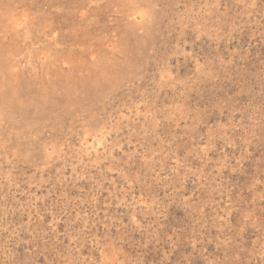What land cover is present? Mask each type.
Wrapping results in <instances>:
<instances>
[{
    "label": "rangeland",
    "instance_id": "rangeland-1",
    "mask_svg": "<svg viewBox=\"0 0 264 264\" xmlns=\"http://www.w3.org/2000/svg\"><path fill=\"white\" fill-rule=\"evenodd\" d=\"M0 264H264V0H0Z\"/></svg>",
    "mask_w": 264,
    "mask_h": 264
}]
</instances>
